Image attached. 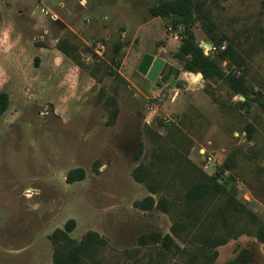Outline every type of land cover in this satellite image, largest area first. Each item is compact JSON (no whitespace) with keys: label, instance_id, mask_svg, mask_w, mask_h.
I'll return each instance as SVG.
<instances>
[{"label":"rangeland","instance_id":"rangeland-1","mask_svg":"<svg viewBox=\"0 0 264 264\" xmlns=\"http://www.w3.org/2000/svg\"><path fill=\"white\" fill-rule=\"evenodd\" d=\"M169 1L0 0V93L10 99L0 116V264H52L49 237L70 219L75 240H104L91 264H182L204 244L195 235L228 231L238 237L217 247L213 264H264V0H193L205 15L193 24L196 43L233 53L222 67L253 90L248 101L184 70L182 25L154 15ZM146 54L179 68L180 87L140 73ZM75 169L84 178L68 183ZM200 172L225 192L198 206L176 257L161 238L188 218L180 213L192 210L185 194ZM149 196L167 209L135 206ZM228 196L246 211L239 224L228 213L226 228L214 208Z\"/></svg>","mask_w":264,"mask_h":264},{"label":"trees","instance_id":"trees-1","mask_svg":"<svg viewBox=\"0 0 264 264\" xmlns=\"http://www.w3.org/2000/svg\"><path fill=\"white\" fill-rule=\"evenodd\" d=\"M155 16L177 17L182 27V39L179 45V51L177 58L185 61L184 70L191 73L201 74L204 79H219L227 82L234 95H240L245 101H248L249 94L253 92L252 89L245 84L244 80L234 73H226L222 67L221 60H229L230 62H236L237 59L231 58L233 54L228 49L226 51H219L218 53L206 56L203 49L196 43V37L193 32V24L197 20L204 19V13L201 10V5L193 0H171L163 4L155 13ZM212 33V31H210ZM210 39L214 40L209 34ZM61 50L64 54L71 56L66 47L62 46ZM115 51V53H117ZM233 57V56H232ZM114 59V58H113ZM241 101V100H240ZM10 99L9 95L5 92L0 93V116L3 115L9 107ZM144 149L143 143L140 144L137 157L140 158ZM230 169L229 161H225L223 168L220 170L227 171ZM144 167H138L134 171V177L139 183L145 182ZM84 178V171L82 169L71 170L67 174V182L74 183L81 181ZM217 176L210 177L205 173L200 172L199 177L196 178L194 185L185 194V202L192 208H187L181 211V215L187 216L186 221L175 220L171 228V234L161 238V245L173 256L180 257L185 256L184 249L179 245L177 240L184 242L187 238H190V233L194 232L196 225L194 224V216L197 215L198 206L206 200L214 198V202L220 199L221 195H224V187L217 180ZM153 193L155 191L152 190ZM177 205V204H176ZM175 205V206H176ZM135 206L141 210H151L160 208L166 210L168 202L165 200L156 201L154 197L149 196L140 202H136ZM174 206V207H175ZM246 209L236 200L235 196H228L224 204L214 208V222L223 223L228 227L227 214L233 215L237 224L240 223V216ZM203 227V226H200ZM76 228V221L74 219L68 220L63 228L56 229L49 237L53 246V260L52 264H91L95 261L97 252L102 247L104 240L96 232L87 233L80 241L72 238L71 234ZM230 234L227 238H216L197 234L193 237L205 238L204 244L195 248L191 253L187 251V258L182 264H213L218 257L217 247L226 244L230 239H236L238 234ZM259 240L264 244V233L260 235ZM211 250L214 251L211 254ZM249 251H245L244 256L248 258ZM173 264H180L175 262ZM227 264H242L240 258H235L227 262ZM244 264H248L245 262Z\"/></svg>","mask_w":264,"mask_h":264},{"label":"water","instance_id":"water-1","mask_svg":"<svg viewBox=\"0 0 264 264\" xmlns=\"http://www.w3.org/2000/svg\"><path fill=\"white\" fill-rule=\"evenodd\" d=\"M206 46H210V44H206ZM139 71L151 82H155L160 77L170 87H180L181 81L179 80V76L181 70L169 65L161 58H154L149 54L144 55L139 65Z\"/></svg>","mask_w":264,"mask_h":264},{"label":"built area","instance_id":"built-area-1","mask_svg":"<svg viewBox=\"0 0 264 264\" xmlns=\"http://www.w3.org/2000/svg\"><path fill=\"white\" fill-rule=\"evenodd\" d=\"M178 37V35L176 36ZM201 48L203 49V52L206 56L208 55H212V54H215V53H218L220 50H224V48L222 47H217V46H214L212 44H210V46H206L205 43H202L201 44ZM239 100H243L244 98L240 95L237 96ZM167 123H169V119L166 120ZM244 136H246V134H244ZM246 139V138H245ZM209 163H211V158L209 157Z\"/></svg>","mask_w":264,"mask_h":264},{"label":"crops","instance_id":"crops-1","mask_svg":"<svg viewBox=\"0 0 264 264\" xmlns=\"http://www.w3.org/2000/svg\"><path fill=\"white\" fill-rule=\"evenodd\" d=\"M160 58L164 60V58H162V57H160ZM197 76H200V77H201V75H200V74H198Z\"/></svg>","mask_w":264,"mask_h":264},{"label":"flooded vegetation","instance_id":"flooded-vegetation-1","mask_svg":"<svg viewBox=\"0 0 264 264\" xmlns=\"http://www.w3.org/2000/svg\"><path fill=\"white\" fill-rule=\"evenodd\" d=\"M163 81V80H162Z\"/></svg>","mask_w":264,"mask_h":264}]
</instances>
